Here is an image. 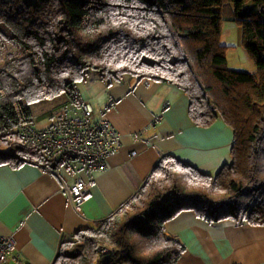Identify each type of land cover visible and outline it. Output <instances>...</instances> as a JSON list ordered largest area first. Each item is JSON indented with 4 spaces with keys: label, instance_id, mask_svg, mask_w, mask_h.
Listing matches in <instances>:
<instances>
[{
    "label": "trees",
    "instance_id": "16d2710c",
    "mask_svg": "<svg viewBox=\"0 0 264 264\" xmlns=\"http://www.w3.org/2000/svg\"><path fill=\"white\" fill-rule=\"evenodd\" d=\"M225 19L241 25L253 71L228 68ZM90 69L108 84L176 86L195 125L232 129L231 160L208 174L164 154L117 209L62 241L52 264H179L185 245L165 223L186 210L264 224V0H0V166L51 165L19 127L31 125L33 103L75 101Z\"/></svg>",
    "mask_w": 264,
    "mask_h": 264
},
{
    "label": "crops",
    "instance_id": "0c3cea01",
    "mask_svg": "<svg viewBox=\"0 0 264 264\" xmlns=\"http://www.w3.org/2000/svg\"><path fill=\"white\" fill-rule=\"evenodd\" d=\"M83 82L76 85L77 98L120 132L121 147L107 157L104 169L73 161L60 177L31 163L0 166V235L15 240L12 264L16 258L25 264H52L62 241L117 209L164 154L208 174L231 160L232 129L221 119L209 127L195 125L189 98L176 86L134 84L133 79L108 84L94 71ZM62 95L53 98L59 101L47 125L56 114H79L77 103L68 114L72 100ZM111 99L115 105L107 107ZM73 178H82L88 187L80 203L70 201L63 190ZM165 234L185 245L179 264H264V224L210 223L186 210L165 223Z\"/></svg>",
    "mask_w": 264,
    "mask_h": 264
},
{
    "label": "built area",
    "instance_id": "2783aa9c",
    "mask_svg": "<svg viewBox=\"0 0 264 264\" xmlns=\"http://www.w3.org/2000/svg\"><path fill=\"white\" fill-rule=\"evenodd\" d=\"M77 97L75 89L74 100L79 114H56L49 125L41 128L29 124L19 127L20 137L39 146L51 164L46 168L58 177L61 176V169L68 168L73 161H80L89 169H104L107 157L121 147L120 132L108 119L94 115L92 107ZM114 105L112 99L107 102V107ZM63 190L74 203H80L88 193L82 178L65 181ZM14 250L15 240L0 235V264H10V255Z\"/></svg>",
    "mask_w": 264,
    "mask_h": 264
},
{
    "label": "rangeland",
    "instance_id": "374dc122",
    "mask_svg": "<svg viewBox=\"0 0 264 264\" xmlns=\"http://www.w3.org/2000/svg\"><path fill=\"white\" fill-rule=\"evenodd\" d=\"M221 28H222V32L220 36V42L221 44L228 46L226 48L228 68L243 70V71L244 70L253 71L255 69L254 63L247 55L241 41V25L237 21L225 19L221 21ZM93 71L95 72V70L90 69L89 74L92 73ZM89 74L86 77L87 79L89 78ZM81 82L84 83L83 81ZM81 82L78 83L77 85L78 87L80 86ZM63 97L66 98V96ZM55 99L39 101L30 105V109L32 113L31 124L33 126L41 127L43 125H47L50 122V120H52L53 110L55 109L53 107V104L59 101ZM71 103L72 104H70L68 108L69 109L68 114H72L70 112L71 111L70 107L73 108L74 105H76V101H72Z\"/></svg>",
    "mask_w": 264,
    "mask_h": 264
}]
</instances>
